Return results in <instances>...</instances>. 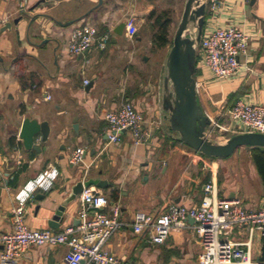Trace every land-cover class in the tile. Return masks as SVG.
Returning a JSON list of instances; mask_svg holds the SVG:
<instances>
[{
    "label": "crops",
    "instance_id": "crops-1",
    "mask_svg": "<svg viewBox=\"0 0 264 264\" xmlns=\"http://www.w3.org/2000/svg\"><path fill=\"white\" fill-rule=\"evenodd\" d=\"M210 1L205 0L204 34L219 26L235 27L249 36L248 53L240 57L242 69L235 77L218 80L208 68L197 65L198 104L209 119L229 129L221 133L228 140L238 131L229 119L237 100L264 105V0H220L215 17L209 12ZM159 8L168 12L164 8H172V3L26 0L21 7L19 0H0V30L11 24L0 33V232L12 228L20 190L55 169L58 176L51 190L36 191L28 198L21 195L27 201L24 220L28 227L55 233L78 225L81 194L67 205L59 227L50 228L49 221L69 201L77 183L106 181V189L90 188L102 192L110 206H120L122 227L105 249L127 263L198 264L202 252L192 220L188 227L172 232L163 245L152 242L151 229L137 234L133 226L137 213L155 217L170 204L200 206L205 186L214 175L218 197L240 198L252 210L264 207L263 180L247 149L242 148L246 163L236 156L242 149L226 160L208 158L180 141L169 124L163 81L171 46L156 49L159 55H152L153 34L145 30L151 13H161ZM130 17L136 19L138 34L129 38L125 28L122 36L116 34V28ZM86 24L101 37L109 34L110 40L105 50L94 44L87 55L73 56L68 49L71 32ZM127 102L145 118L151 132L147 144H134L130 132L123 133L119 143H108L107 112ZM26 118L46 121L51 128L46 143L41 136L36 138L41 153L26 151L22 144L20 132ZM78 148L86 151L84 162L70 165L68 159ZM233 239L247 241L248 235L237 234ZM263 239L259 232L253 239V264H261ZM67 252L65 245L32 247L18 264H65Z\"/></svg>",
    "mask_w": 264,
    "mask_h": 264
},
{
    "label": "built area",
    "instance_id": "built-area-1",
    "mask_svg": "<svg viewBox=\"0 0 264 264\" xmlns=\"http://www.w3.org/2000/svg\"><path fill=\"white\" fill-rule=\"evenodd\" d=\"M19 1L21 7H24L26 0ZM220 8V0L210 1L209 12L213 17L217 16ZM125 30L129 38L138 34L135 18L130 17L126 21ZM109 40V34L101 37L95 27L86 24L71 32L69 53L76 57L85 56L94 44L105 50ZM248 44L249 36L245 31L217 26L203 34L197 47L196 63L208 68L218 80L235 77L242 69L240 57L247 55ZM88 84L89 80L85 81V86ZM229 119L237 125L236 134H264V105L250 104L239 99L229 111ZM105 120L108 123L109 144L119 143L122 134L126 132L131 133L137 146L147 144L151 138L145 118L132 103L127 102L120 109L107 112ZM210 121L214 127L206 131L208 136L214 135L216 131L229 132L220 123ZM85 153V149L78 148L71 154L68 163L83 164ZM57 176L56 169L51 173L45 172L20 190L17 195L20 203L12 211V228L0 232V246L3 248L0 264H18L21 256L32 247L55 248L59 245L68 247L65 264H136L123 262L115 254L106 251V245L122 227L121 208L118 204L110 206L109 200L95 188L85 189L80 195L78 225L68 226L55 233L50 230L34 231L28 227L24 220V205L27 201L21 195L28 198L36 191L48 192ZM191 219L194 220L192 230L202 252L198 264H253V239L258 232L264 237V207L252 210L240 198L218 197L215 175L212 182L205 186L200 206L189 208L170 204L155 217L137 213L133 228L137 234L151 229L152 242L163 245L172 232L188 227ZM237 234H247L248 240H234Z\"/></svg>",
    "mask_w": 264,
    "mask_h": 264
},
{
    "label": "water",
    "instance_id": "water-1",
    "mask_svg": "<svg viewBox=\"0 0 264 264\" xmlns=\"http://www.w3.org/2000/svg\"><path fill=\"white\" fill-rule=\"evenodd\" d=\"M182 14L169 50L166 62L167 73L163 81V106L169 113L168 122L173 131L178 133L180 141L208 158H228L244 147L264 150V134H236L229 137L226 143L216 142L215 134L207 135L206 131L211 121L198 104L195 80L197 47L204 34L203 28L207 14L205 0H186ZM125 25L126 23H123L117 27L115 33L122 36ZM10 28L11 24H6L1 28L0 33ZM90 86L91 84L86 88L87 91ZM21 128L20 139L25 150L41 153L42 148L36 145V138L41 136L42 143L48 141L51 134L48 122L26 118ZM74 128L77 130V125ZM92 186L106 189L109 184L98 179L77 183L72 189L69 201L54 212L49 221V227L52 229L59 227L64 221L67 205ZM35 199L39 197L36 196Z\"/></svg>",
    "mask_w": 264,
    "mask_h": 264
},
{
    "label": "trees",
    "instance_id": "trees-1",
    "mask_svg": "<svg viewBox=\"0 0 264 264\" xmlns=\"http://www.w3.org/2000/svg\"><path fill=\"white\" fill-rule=\"evenodd\" d=\"M206 18H207V14H206ZM206 18H205V23H206ZM149 21H150L149 22L150 31L154 33L153 34L154 49L159 50L160 48L171 46L172 40L169 38V35H170L169 29L172 24V19L170 15L168 14V12H161L159 14L152 12L149 17ZM197 73H198V70L196 71V75ZM244 148L249 151L250 158L252 159L254 166L256 167L257 172L259 176L262 178L263 184H264V150L260 148H255V149H251L248 147H244ZM263 242H264V239H263ZM261 264H264V254L261 260Z\"/></svg>",
    "mask_w": 264,
    "mask_h": 264
},
{
    "label": "rangeland",
    "instance_id": "rangeland-1",
    "mask_svg": "<svg viewBox=\"0 0 264 264\" xmlns=\"http://www.w3.org/2000/svg\"><path fill=\"white\" fill-rule=\"evenodd\" d=\"M170 1L172 3V8H164V9H165V11H168V14L170 15V17L172 19V22H173L171 24V27H170V32H171L170 37H171V40H173V38H174V36L176 34V30L178 28V25L180 23V20L182 18V15H183L182 12H183V9H184L185 0H170ZM158 11L161 12L163 10H162V8H159ZM145 30H146V33H148L150 35L154 34V33H152L150 31V25L149 24L146 25V29ZM151 54L154 55V56H158L159 55V52L157 50L152 49L151 50ZM196 66H197V63H196ZM225 119H227V117H225ZM211 125L212 126L209 127V128L210 129L211 128L213 129V127H214L213 125L214 124L211 123ZM221 133L222 132H219V131H216L215 132L216 142L226 143L227 142V139L224 138ZM236 156H238L240 159H242V162L246 163V161H247V154H245V150L244 149H242L239 152H237V155ZM230 157H228V158H230ZM226 159L227 158H224L222 160H226ZM254 249H256V246L254 247Z\"/></svg>",
    "mask_w": 264,
    "mask_h": 264
}]
</instances>
